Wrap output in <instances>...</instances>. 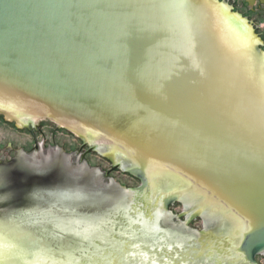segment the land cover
I'll list each match as a JSON object with an SVG mask.
<instances>
[{"label": "water", "instance_id": "obj_1", "mask_svg": "<svg viewBox=\"0 0 264 264\" xmlns=\"http://www.w3.org/2000/svg\"><path fill=\"white\" fill-rule=\"evenodd\" d=\"M260 43L217 0H0V264H257Z\"/></svg>", "mask_w": 264, "mask_h": 264}, {"label": "flooded vegetation", "instance_id": "obj_2", "mask_svg": "<svg viewBox=\"0 0 264 264\" xmlns=\"http://www.w3.org/2000/svg\"><path fill=\"white\" fill-rule=\"evenodd\" d=\"M223 4L227 6L231 11L234 10L235 7L239 8L241 14L238 13V15H240L248 23L250 22L252 24L251 26L254 32L257 33L258 38L261 41V43L259 44V48L261 50H264L263 36L262 34H260V32L257 31L258 29L257 21L264 16V0H223ZM27 131L30 132V134L32 135L35 142V148L37 149L35 132L39 131V125L37 126V128L33 127L32 130L27 129ZM82 146L83 145L81 142L80 147Z\"/></svg>", "mask_w": 264, "mask_h": 264}, {"label": "bare ground", "instance_id": "obj_3", "mask_svg": "<svg viewBox=\"0 0 264 264\" xmlns=\"http://www.w3.org/2000/svg\"><path fill=\"white\" fill-rule=\"evenodd\" d=\"M202 3L206 7H208L226 25V27L239 39V41L248 49L247 38L244 35V29L242 28L240 23L233 18L226 17L225 10H223V8H221L218 4L209 1H204ZM260 66L264 72V64H261ZM247 223L249 224V227H252L254 224V222L250 217Z\"/></svg>", "mask_w": 264, "mask_h": 264}, {"label": "rangeland", "instance_id": "obj_4", "mask_svg": "<svg viewBox=\"0 0 264 264\" xmlns=\"http://www.w3.org/2000/svg\"><path fill=\"white\" fill-rule=\"evenodd\" d=\"M217 1L223 3V0H217ZM232 12H233V13H236V14H238V13L241 14L239 8H236V7H235L234 10H232ZM249 24L252 25L250 22H249ZM257 25H258V29H257V31L260 32V34H262V36H263V40H264V16L261 17V18L257 21ZM255 34L257 35L256 32H255ZM257 37H258V35H257ZM263 51H264V50H263ZM258 197H259L258 199H261L262 201H264V183H263V186H262V188H261V191H260ZM256 262H257V264H264V255H259V256H257V257H256ZM230 264H234L233 261H231ZM239 264H243V263H239Z\"/></svg>", "mask_w": 264, "mask_h": 264}]
</instances>
